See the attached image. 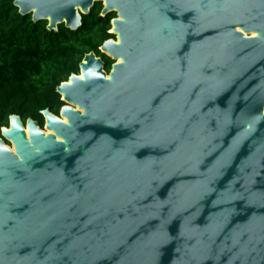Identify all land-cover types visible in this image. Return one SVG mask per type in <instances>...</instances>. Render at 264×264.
Listing matches in <instances>:
<instances>
[{
  "label": "water",
  "instance_id": "95a60500",
  "mask_svg": "<svg viewBox=\"0 0 264 264\" xmlns=\"http://www.w3.org/2000/svg\"><path fill=\"white\" fill-rule=\"evenodd\" d=\"M96 2L110 72L2 128L0 264H264V0L14 3L77 30Z\"/></svg>",
  "mask_w": 264,
  "mask_h": 264
},
{
  "label": "trees",
  "instance_id": "16d2710c",
  "mask_svg": "<svg viewBox=\"0 0 264 264\" xmlns=\"http://www.w3.org/2000/svg\"><path fill=\"white\" fill-rule=\"evenodd\" d=\"M14 2L0 0V136L11 115L37 120L42 128L43 110L59 115L66 103L57 88L80 73L86 54L95 52L108 72L114 63L101 46L116 37L111 29L117 13L103 15L102 2L83 15L77 30L64 24L51 30L48 20L34 21L32 14H21Z\"/></svg>",
  "mask_w": 264,
  "mask_h": 264
},
{
  "label": "bare ground",
  "instance_id": "6f19581e",
  "mask_svg": "<svg viewBox=\"0 0 264 264\" xmlns=\"http://www.w3.org/2000/svg\"><path fill=\"white\" fill-rule=\"evenodd\" d=\"M237 28H238V30L243 31L242 28H241L240 26H238ZM252 35H253V36H257L256 33H252ZM64 120H65L66 122H68L67 119H64ZM26 132H27V135H28V130H26ZM50 133H52V131H49V130H48V131L46 132V134H50ZM11 150H12L13 152H15V150H14L13 147H11Z\"/></svg>",
  "mask_w": 264,
  "mask_h": 264
},
{
  "label": "rangeland",
  "instance_id": "374dc122",
  "mask_svg": "<svg viewBox=\"0 0 264 264\" xmlns=\"http://www.w3.org/2000/svg\"><path fill=\"white\" fill-rule=\"evenodd\" d=\"M102 3H103V2H102ZM103 4H104V6H105V3H103ZM112 30H113V29H111V31H112ZM115 38L118 39L117 37H115ZM62 98H63V96H62ZM42 129H43V130H46V128H45V124H44V127H43ZM46 131H48V130H46ZM5 142H6V144L9 145L10 147L15 148L13 142L8 141V140H5Z\"/></svg>",
  "mask_w": 264,
  "mask_h": 264
},
{
  "label": "flooded vegetation",
  "instance_id": "af4514ba",
  "mask_svg": "<svg viewBox=\"0 0 264 264\" xmlns=\"http://www.w3.org/2000/svg\"><path fill=\"white\" fill-rule=\"evenodd\" d=\"M116 17H117V16H116ZM116 17H115V18H116ZM112 29H113V28H112ZM111 32H112V31H111ZM44 119H45V118H44ZM24 122H26V121H24Z\"/></svg>",
  "mask_w": 264,
  "mask_h": 264
}]
</instances>
